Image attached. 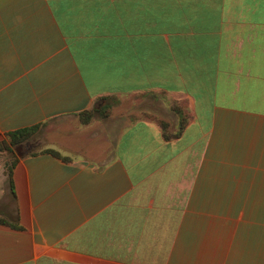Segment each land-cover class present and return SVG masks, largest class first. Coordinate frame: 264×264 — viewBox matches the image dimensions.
<instances>
[{"label":"crops","instance_id":"crops-1","mask_svg":"<svg viewBox=\"0 0 264 264\" xmlns=\"http://www.w3.org/2000/svg\"><path fill=\"white\" fill-rule=\"evenodd\" d=\"M123 96L107 153L0 161V264H264V0H0V139Z\"/></svg>","mask_w":264,"mask_h":264},{"label":"rangeland","instance_id":"rangeland-1","mask_svg":"<svg viewBox=\"0 0 264 264\" xmlns=\"http://www.w3.org/2000/svg\"><path fill=\"white\" fill-rule=\"evenodd\" d=\"M108 103L109 106L106 108V110L104 109L100 112H93L90 120L88 121L90 122L88 125L81 124L79 116H67L46 120L45 122L41 123L31 134V140L27 143L25 150L56 148L65 154H81L90 157H96L98 155L100 156L101 154L103 155L105 152H108L106 148L109 146V143L105 142L103 136L104 133L111 130L108 122L101 121L104 117L109 116L107 118H109L108 121L110 122L111 116L114 115L126 116V118H131L133 116H143L144 114L158 115V113L154 112L153 106L150 105L148 101H143L142 98H137L135 96H123L121 98L113 97ZM168 104L171 103L168 102ZM146 108L150 109V111H148L149 113L146 111ZM103 111L105 115H102L101 112ZM91 130L96 132L97 137L91 138ZM115 130L116 129L114 128V131ZM111 132L112 131L109 133ZM12 158L13 155H11L9 152L5 150L0 151V161L2 164L5 162H10ZM246 183L247 195H253L257 192V190L260 189L264 193V182ZM217 220L218 219H215L214 221L217 222ZM208 223L210 224L209 220L207 219L200 220V227L205 228ZM234 223L235 220L231 219V224L233 225Z\"/></svg>","mask_w":264,"mask_h":264},{"label":"trees","instance_id":"trees-1","mask_svg":"<svg viewBox=\"0 0 264 264\" xmlns=\"http://www.w3.org/2000/svg\"><path fill=\"white\" fill-rule=\"evenodd\" d=\"M109 106V103H106L104 105H101L99 107L92 106L89 109L83 110L78 113V116L80 117L81 122H88L90 120L91 115L94 111L100 112L102 110H106V108ZM102 115H105L104 111L101 112ZM158 123L160 124L162 128V133L165 138H170L177 133L179 134L182 129L186 125V119L184 116L180 117V120L178 121V129L175 133H167V125L168 123L164 120H158ZM41 123L32 124L30 126H24L17 129L9 130L4 133V136L0 139V151H7L11 155H13V158L10 162H5V171L7 174V177L10 182L11 188L13 187V179H12V173H13V166L15 165L17 159L21 156H24L26 154H34L40 151H47L51 152L53 154L59 155V152L54 150L53 148H45L42 150H31L26 149L27 143L31 140L30 136L34 132V130L40 125ZM0 224H10L8 217L5 215L0 214Z\"/></svg>","mask_w":264,"mask_h":264}]
</instances>
